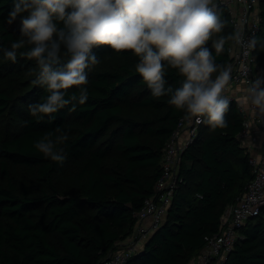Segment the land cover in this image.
Instances as JSON below:
<instances>
[{"label": "trees", "instance_id": "1", "mask_svg": "<svg viewBox=\"0 0 264 264\" xmlns=\"http://www.w3.org/2000/svg\"><path fill=\"white\" fill-rule=\"evenodd\" d=\"M11 8L12 0H0V49L19 38V18L8 23ZM259 8L257 37L264 41V0ZM218 10L228 21L225 9ZM230 32L228 22L224 33ZM93 51L100 62L88 71L87 102L75 111L65 106L51 114V122L29 114L28 105L47 95L32 83L35 61L18 55L13 63L0 51V264H100L133 232L134 214L154 195L162 150L184 114L168 103L170 96L151 95L131 51L116 53L107 45ZM254 54L264 68V49ZM216 59L227 65L226 51ZM166 79L180 86L176 70L169 68ZM10 119L19 127L11 134L3 124ZM226 119L223 129L199 125L180 158L163 223L125 264H188L217 232L224 209L252 178L248 153L237 138L242 117L234 101ZM56 128L69 136L63 165L33 147ZM219 264H264L262 217L238 230Z\"/></svg>", "mask_w": 264, "mask_h": 264}, {"label": "clouds", "instance_id": "2", "mask_svg": "<svg viewBox=\"0 0 264 264\" xmlns=\"http://www.w3.org/2000/svg\"><path fill=\"white\" fill-rule=\"evenodd\" d=\"M17 18L19 38L0 51L6 61L15 63L18 55L35 61L32 83L47 93L28 105L38 122L45 116L51 122V114L65 106L75 111L87 102L88 71L100 62L93 49L107 45L116 53L131 51L138 58L135 71L151 95L170 96L168 103L183 112V119L223 129L232 103L224 95L232 66L218 63L216 56L228 50L229 42L246 53L264 49L255 34L242 29L224 33L228 21L214 0H12L8 23ZM169 68L181 78L179 87L168 84ZM247 85V101L264 114V75L256 74ZM68 139L56 128L33 147L63 165Z\"/></svg>", "mask_w": 264, "mask_h": 264}, {"label": "built area", "instance_id": "3", "mask_svg": "<svg viewBox=\"0 0 264 264\" xmlns=\"http://www.w3.org/2000/svg\"><path fill=\"white\" fill-rule=\"evenodd\" d=\"M216 4L225 9L232 32L242 29L246 35L258 36L262 20L259 0H216ZM226 49L227 65L232 66L233 79L224 95L235 102L241 113V130L237 138L248 153L252 178L237 201L224 209L217 232L206 240L200 252L188 264H219L231 252L238 230L249 219L262 217L264 220V114L253 111L246 99L247 81L256 74L264 75V68L254 59V52L246 53L232 42ZM240 87H243V100L240 98ZM200 124L195 118L179 119L177 128L162 150L160 174L154 185L153 197L145 199L134 214L136 222L133 232L121 242L118 250L100 264H125L127 258L161 226L177 187L180 158L184 150L193 144ZM182 132L185 136L179 140ZM255 151L256 155L253 154Z\"/></svg>", "mask_w": 264, "mask_h": 264}, {"label": "rangeland", "instance_id": "4", "mask_svg": "<svg viewBox=\"0 0 264 264\" xmlns=\"http://www.w3.org/2000/svg\"><path fill=\"white\" fill-rule=\"evenodd\" d=\"M113 65H114V62H113ZM15 110H17L21 115H23V113H24L23 112L24 109H22L20 106H16ZM7 118L8 117H6L5 119H7ZM3 124H4V128L7 129L10 134L13 133V132H15V131H18V129H19L18 126H13L15 124V122L13 124L11 119L8 120V121L5 120L3 122Z\"/></svg>", "mask_w": 264, "mask_h": 264}, {"label": "crops", "instance_id": "5", "mask_svg": "<svg viewBox=\"0 0 264 264\" xmlns=\"http://www.w3.org/2000/svg\"><path fill=\"white\" fill-rule=\"evenodd\" d=\"M243 93V87H240V98H241V100H243L244 99V95L242 94ZM184 133L182 132L181 134H180V138H179V140H181L182 138H184ZM254 155H256V151L253 153Z\"/></svg>", "mask_w": 264, "mask_h": 264}, {"label": "water", "instance_id": "6", "mask_svg": "<svg viewBox=\"0 0 264 264\" xmlns=\"http://www.w3.org/2000/svg\"><path fill=\"white\" fill-rule=\"evenodd\" d=\"M230 253L227 254V256L229 255Z\"/></svg>", "mask_w": 264, "mask_h": 264}]
</instances>
